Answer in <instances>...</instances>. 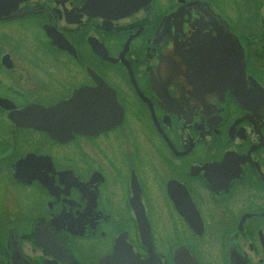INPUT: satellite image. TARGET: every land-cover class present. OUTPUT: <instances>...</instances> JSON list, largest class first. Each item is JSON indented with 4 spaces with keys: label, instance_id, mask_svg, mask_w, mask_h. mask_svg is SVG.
<instances>
[{
    "label": "flooded vegetation",
    "instance_id": "flooded-vegetation-1",
    "mask_svg": "<svg viewBox=\"0 0 264 264\" xmlns=\"http://www.w3.org/2000/svg\"><path fill=\"white\" fill-rule=\"evenodd\" d=\"M120 4L0 0V264H100L116 240L264 264V0ZM99 82L119 123L59 129L47 110Z\"/></svg>",
    "mask_w": 264,
    "mask_h": 264
},
{
    "label": "water",
    "instance_id": "water-1",
    "mask_svg": "<svg viewBox=\"0 0 264 264\" xmlns=\"http://www.w3.org/2000/svg\"><path fill=\"white\" fill-rule=\"evenodd\" d=\"M95 8L108 9L121 7V0H88ZM238 46L234 43V47ZM226 85L233 89L238 101H242L243 94L240 81L244 77L243 60L240 52H234L232 57L228 54ZM230 60V61H229ZM161 63V60H160ZM53 112L57 119V127L71 133L92 134L107 129L119 123L122 110L118 104L114 91L104 82L94 87H80L75 89L69 98L58 102L47 110V115ZM100 264H156L152 257L139 259L129 246L116 240L112 251L105 256ZM173 264H198L197 260L185 248H179L173 256Z\"/></svg>",
    "mask_w": 264,
    "mask_h": 264
},
{
    "label": "rangeland",
    "instance_id": "rangeland-1",
    "mask_svg": "<svg viewBox=\"0 0 264 264\" xmlns=\"http://www.w3.org/2000/svg\"><path fill=\"white\" fill-rule=\"evenodd\" d=\"M241 1V0H240ZM236 2V1H235ZM235 5H237V3L235 4ZM229 7H232V4L230 3L229 5H228ZM238 6V5H237ZM230 16H233V15H230ZM235 19V18H234ZM17 47H26L25 46V44L23 43V42H17ZM26 48H28V46L26 47Z\"/></svg>",
    "mask_w": 264,
    "mask_h": 264
}]
</instances>
